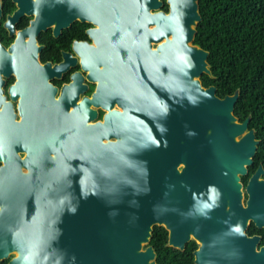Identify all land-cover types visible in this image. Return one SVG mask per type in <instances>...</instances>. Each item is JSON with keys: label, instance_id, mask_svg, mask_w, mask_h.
Returning <instances> with one entry per match:
<instances>
[{"label": "water", "instance_id": "water-1", "mask_svg": "<svg viewBox=\"0 0 264 264\" xmlns=\"http://www.w3.org/2000/svg\"><path fill=\"white\" fill-rule=\"evenodd\" d=\"M11 2L6 27L34 16L32 37L77 15L114 26L111 89L98 88L92 107L71 100L65 112L0 118V261L157 264L149 242L161 226L169 247L195 241L194 264H264V245L245 234L250 222L264 226L262 165L241 181L259 140L250 116L234 115L238 90L221 98L202 84L212 75L194 43L199 0H103L78 12L72 0ZM126 29L138 39L134 80L123 75Z\"/></svg>", "mask_w": 264, "mask_h": 264}, {"label": "flooded vegetation", "instance_id": "flooded-vegetation-1", "mask_svg": "<svg viewBox=\"0 0 264 264\" xmlns=\"http://www.w3.org/2000/svg\"><path fill=\"white\" fill-rule=\"evenodd\" d=\"M102 2L72 0L75 12L98 9ZM6 15L0 16V44L7 50L5 55L0 53V118L14 121V117L19 121L25 117L28 121L41 114L65 112L71 100L85 103L88 100L92 107L98 88L103 92L111 89L103 84L107 79V43L114 24L107 23L105 16H71L66 27L54 31L51 26L32 37L27 28L34 16H22L13 27L8 24V29ZM122 33L120 38L128 49L123 58L126 68L123 75L134 80L131 76L137 35L131 29ZM103 115L104 110L98 108L96 120ZM245 234L258 238L257 248L264 245V226L250 222Z\"/></svg>", "mask_w": 264, "mask_h": 264}, {"label": "trees", "instance_id": "trees-1", "mask_svg": "<svg viewBox=\"0 0 264 264\" xmlns=\"http://www.w3.org/2000/svg\"><path fill=\"white\" fill-rule=\"evenodd\" d=\"M14 8L11 0H3V16ZM199 11L194 43L208 51L212 75L202 74V84L214 86L221 98L238 90L234 115L240 121L250 116L248 127L259 140L253 163L241 177L245 185L259 165L264 169V0H199ZM166 242L167 231L154 226L149 244L157 264H194L195 241H188L183 250Z\"/></svg>", "mask_w": 264, "mask_h": 264}, {"label": "clouds", "instance_id": "clouds-1", "mask_svg": "<svg viewBox=\"0 0 264 264\" xmlns=\"http://www.w3.org/2000/svg\"><path fill=\"white\" fill-rule=\"evenodd\" d=\"M205 207H208V205H205Z\"/></svg>", "mask_w": 264, "mask_h": 264}]
</instances>
